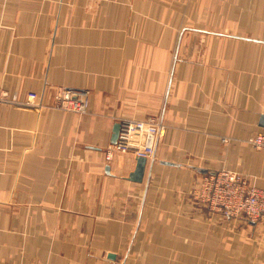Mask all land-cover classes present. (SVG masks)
Here are the masks:
<instances>
[{
    "label": "crops",
    "instance_id": "1",
    "mask_svg": "<svg viewBox=\"0 0 264 264\" xmlns=\"http://www.w3.org/2000/svg\"><path fill=\"white\" fill-rule=\"evenodd\" d=\"M62 87L90 112L55 108ZM0 88L18 101L0 102V264H264V217L226 218L197 188L228 169L264 190L247 142L264 0H0ZM151 115L166 132L134 182L137 157L104 150Z\"/></svg>",
    "mask_w": 264,
    "mask_h": 264
},
{
    "label": "built area",
    "instance_id": "2",
    "mask_svg": "<svg viewBox=\"0 0 264 264\" xmlns=\"http://www.w3.org/2000/svg\"><path fill=\"white\" fill-rule=\"evenodd\" d=\"M38 99L39 95L32 92L28 95L26 103L42 106ZM0 102L18 103L2 88ZM53 106L62 111L87 114L91 108L90 94L86 90L62 87L56 92ZM165 132L166 126L160 116L123 120L117 141L104 150L106 161L110 163L116 155L124 153L153 158L158 142ZM247 142L254 149L264 153V130L250 136ZM197 188L199 198L212 210L225 216H244L249 222L264 217V190L239 172L222 169L206 174Z\"/></svg>",
    "mask_w": 264,
    "mask_h": 264
},
{
    "label": "water",
    "instance_id": "3",
    "mask_svg": "<svg viewBox=\"0 0 264 264\" xmlns=\"http://www.w3.org/2000/svg\"><path fill=\"white\" fill-rule=\"evenodd\" d=\"M262 126H264V116L262 118ZM122 129V122L118 121L114 125L113 129V137L112 140L115 143L119 137L120 131ZM148 159L146 157H138L136 159V167L135 169L129 174L128 179L134 182H142L144 179V174L146 170V164ZM106 172H110V166L106 167Z\"/></svg>",
    "mask_w": 264,
    "mask_h": 264
},
{
    "label": "rangeland",
    "instance_id": "4",
    "mask_svg": "<svg viewBox=\"0 0 264 264\" xmlns=\"http://www.w3.org/2000/svg\"><path fill=\"white\" fill-rule=\"evenodd\" d=\"M151 116H159V115H151ZM123 120H126V119H122V120H119L120 122H122ZM161 140V139H160ZM159 143V142H158ZM124 154H127V153H124ZM138 158V157H137ZM221 213V212H220ZM221 214H223V213H221ZM223 216L224 217H226V218H229V217H232V216H225L224 214H223Z\"/></svg>",
    "mask_w": 264,
    "mask_h": 264
}]
</instances>
